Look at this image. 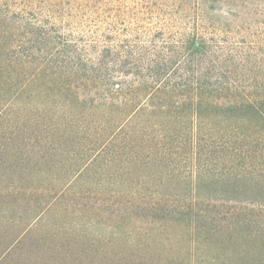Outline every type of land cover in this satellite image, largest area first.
I'll use <instances>...</instances> for the list:
<instances>
[{"label":"trees","instance_id":"16d2710c","mask_svg":"<svg viewBox=\"0 0 264 264\" xmlns=\"http://www.w3.org/2000/svg\"><path fill=\"white\" fill-rule=\"evenodd\" d=\"M73 154L102 264H264V0H0L4 191Z\"/></svg>","mask_w":264,"mask_h":264},{"label":"rangeland","instance_id":"374dc122","mask_svg":"<svg viewBox=\"0 0 264 264\" xmlns=\"http://www.w3.org/2000/svg\"><path fill=\"white\" fill-rule=\"evenodd\" d=\"M74 158L77 155L64 157L60 164L49 162L47 178L33 175L30 189L15 187L12 192H5L3 186L17 180L23 184L21 176L27 174L14 171L13 167L10 168L13 171L6 169L3 164L7 159L0 160V264H102V233L95 239L86 230V222L91 221L96 231L101 232L102 214L89 219L75 218V208H82L80 203L88 206L93 200L76 198L72 189L61 195L55 185L63 172L79 164L77 161L73 165ZM52 184L54 190L49 189ZM75 222L80 223V232H76L79 224Z\"/></svg>","mask_w":264,"mask_h":264}]
</instances>
